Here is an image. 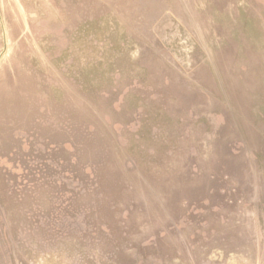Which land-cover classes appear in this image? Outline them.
Listing matches in <instances>:
<instances>
[{"label": "rangeland", "instance_id": "obj_1", "mask_svg": "<svg viewBox=\"0 0 264 264\" xmlns=\"http://www.w3.org/2000/svg\"><path fill=\"white\" fill-rule=\"evenodd\" d=\"M0 264H264V0H0Z\"/></svg>", "mask_w": 264, "mask_h": 264}]
</instances>
